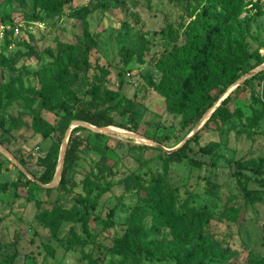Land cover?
<instances>
[{
	"label": "rangeland",
	"instance_id": "rangeland-1",
	"mask_svg": "<svg viewBox=\"0 0 264 264\" xmlns=\"http://www.w3.org/2000/svg\"><path fill=\"white\" fill-rule=\"evenodd\" d=\"M219 4L0 0V264H264V63L250 70L264 14L237 16L250 57L204 128L184 125L192 109L167 110L155 68ZM121 83L111 116L127 129L69 122ZM72 130L82 147L59 194L38 178ZM197 132L188 159L166 160Z\"/></svg>",
	"mask_w": 264,
	"mask_h": 264
},
{
	"label": "trees",
	"instance_id": "trees-1",
	"mask_svg": "<svg viewBox=\"0 0 264 264\" xmlns=\"http://www.w3.org/2000/svg\"><path fill=\"white\" fill-rule=\"evenodd\" d=\"M219 1V13H216V10L214 12L205 10L203 14H197L188 26L190 35L186 45L180 48L173 47L172 51L155 66L162 75L159 88L166 98L167 110L170 113H178L185 108L193 110L184 125L195 126L201 121L229 87L240 79L244 63L250 57L244 48L248 25L236 21L241 9H244L243 1ZM218 59L220 60L217 61ZM263 63L264 59L257 57L250 70ZM124 86L125 84L121 83L119 91L109 96L101 105H95L91 101L74 106L69 122H82L96 128L127 129L123 124H116L111 116V111L125 99L122 91ZM216 87H219L218 92L213 98H209L208 91ZM230 100L231 95H228L221 101L205 121L203 128L221 115ZM73 132L74 130L68 138L60 181L55 188L59 194L67 193V188L71 184L70 172L79 160V151L82 147V139ZM198 133L175 151L165 154L166 160L179 163L182 159H188V154L192 152L190 144L197 140ZM3 134H7V131L0 126V135ZM199 152L210 154V151L205 149H200ZM56 164L57 158L43 165L44 172L38 178L41 184L48 185L52 181Z\"/></svg>",
	"mask_w": 264,
	"mask_h": 264
},
{
	"label": "water",
	"instance_id": "water-1",
	"mask_svg": "<svg viewBox=\"0 0 264 264\" xmlns=\"http://www.w3.org/2000/svg\"><path fill=\"white\" fill-rule=\"evenodd\" d=\"M258 71H259V70H256V71H253V72L248 73L244 80H247L248 78L252 77V76H253L255 73H257ZM227 94H228V91H226V93H225L224 95H222V96H224V98H225V97H227ZM224 98L219 99V101L215 103L216 106L214 105V107H213L211 110H209V111L205 114V116L209 113V117H210V115H211V114L213 113V111H214V110L220 105L221 101H222ZM205 116L201 119V121L197 124V126L200 125L202 121H203V123H205V121H206V120H204ZM75 123H76L77 125H85V126H88V127L92 128V129H94V130H103V128H96V127L91 126V125H88V124H86V123H82V122H75ZM68 138H69V136H67V138H66V139L63 141V143H62L61 157H60V159H59V161H58V164H57L56 174L54 175V177H53L51 183L48 184L46 187H54V186H56V185L59 184L60 177H61V173H62V169H63V161H64V155H65V150H66V145H67V142H68ZM185 142H186V140H185L181 145H179L176 149H178L180 146H182ZM176 149H175V150H176ZM0 150H1V149H0ZM175 150H174V151H175ZM17 166H18V165H17ZM18 168H19V167H18ZM58 169H59V170H58ZM55 181H56V183L54 184Z\"/></svg>",
	"mask_w": 264,
	"mask_h": 264
},
{
	"label": "built area",
	"instance_id": "built-area-1",
	"mask_svg": "<svg viewBox=\"0 0 264 264\" xmlns=\"http://www.w3.org/2000/svg\"><path fill=\"white\" fill-rule=\"evenodd\" d=\"M244 10L251 14H264V0H242ZM4 26L0 22V38L2 36Z\"/></svg>",
	"mask_w": 264,
	"mask_h": 264
},
{
	"label": "bare ground",
	"instance_id": "bare-ground-1",
	"mask_svg": "<svg viewBox=\"0 0 264 264\" xmlns=\"http://www.w3.org/2000/svg\"><path fill=\"white\" fill-rule=\"evenodd\" d=\"M207 116H209V114H207L206 116H205V118H204V120H207L208 119V117ZM59 170V169H58ZM56 183V181L54 182V184Z\"/></svg>",
	"mask_w": 264,
	"mask_h": 264
}]
</instances>
